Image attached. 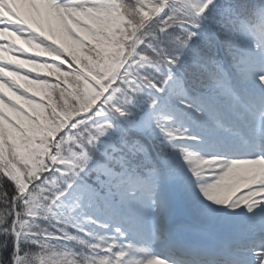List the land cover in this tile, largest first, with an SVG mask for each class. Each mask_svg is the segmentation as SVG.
I'll use <instances>...</instances> for the list:
<instances>
[{
    "label": "snow or ice",
    "instance_id": "1",
    "mask_svg": "<svg viewBox=\"0 0 264 264\" xmlns=\"http://www.w3.org/2000/svg\"><path fill=\"white\" fill-rule=\"evenodd\" d=\"M0 264H264V0H0Z\"/></svg>",
    "mask_w": 264,
    "mask_h": 264
},
{
    "label": "rangeland",
    "instance_id": "2",
    "mask_svg": "<svg viewBox=\"0 0 264 264\" xmlns=\"http://www.w3.org/2000/svg\"><path fill=\"white\" fill-rule=\"evenodd\" d=\"M26 54H30V53H26ZM38 59H45V58L44 57H41V58H38ZM32 75H36V73H32ZM49 79H52V78H49Z\"/></svg>",
    "mask_w": 264,
    "mask_h": 264
}]
</instances>
